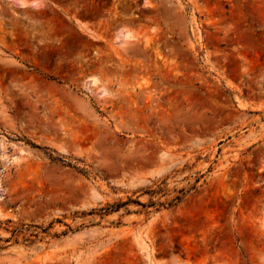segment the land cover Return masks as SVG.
I'll use <instances>...</instances> for the list:
<instances>
[{"label":"rangeland","instance_id":"obj_1","mask_svg":"<svg viewBox=\"0 0 264 264\" xmlns=\"http://www.w3.org/2000/svg\"><path fill=\"white\" fill-rule=\"evenodd\" d=\"M0 264H264V0H0Z\"/></svg>","mask_w":264,"mask_h":264},{"label":"trees","instance_id":"obj_2","mask_svg":"<svg viewBox=\"0 0 264 264\" xmlns=\"http://www.w3.org/2000/svg\"><path fill=\"white\" fill-rule=\"evenodd\" d=\"M180 200H181L180 197H175L173 200H171V201L167 204V206L170 207V206H172V205H174V204L180 202ZM129 203L137 204V205H139V206L144 207L142 204L138 203L137 201L128 200V201H126V202H124V203H120V204H116V205H113V206L107 207V208H105V209H103V210H100V212H113V211H117L120 207H123V206H125V205H127V204H129ZM153 205H154V204L151 203L149 206H153ZM160 206H163V205L160 204Z\"/></svg>","mask_w":264,"mask_h":264}]
</instances>
